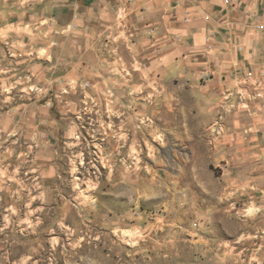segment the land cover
Instances as JSON below:
<instances>
[{"label":"rangeland","instance_id":"374dc122","mask_svg":"<svg viewBox=\"0 0 264 264\" xmlns=\"http://www.w3.org/2000/svg\"><path fill=\"white\" fill-rule=\"evenodd\" d=\"M8 2L0 264H264V74L222 94L210 124L177 82L165 107L131 70L43 89L8 50ZM37 94L46 113L26 106Z\"/></svg>","mask_w":264,"mask_h":264},{"label":"crops","instance_id":"0c3cea01","mask_svg":"<svg viewBox=\"0 0 264 264\" xmlns=\"http://www.w3.org/2000/svg\"><path fill=\"white\" fill-rule=\"evenodd\" d=\"M8 4L1 16L8 20L2 29L8 50L22 54L18 62L35 64L30 72L43 89L52 87L59 93L61 86H51L52 78L62 77L67 86L80 71L82 76L102 77L109 86L111 77H123L122 72L131 70L144 90L165 93V107L172 103L171 86L177 82L198 108L212 114L203 118L210 124L222 94L237 93L244 77L259 81L264 74V0H10ZM121 14L126 19L119 27ZM36 96L40 100L26 106L46 113L50 100L45 94ZM39 118L26 123L34 121L38 129Z\"/></svg>","mask_w":264,"mask_h":264},{"label":"built area","instance_id":"2783aa9c","mask_svg":"<svg viewBox=\"0 0 264 264\" xmlns=\"http://www.w3.org/2000/svg\"><path fill=\"white\" fill-rule=\"evenodd\" d=\"M90 86V83L89 82H87L85 85H84V87H86V88H88Z\"/></svg>","mask_w":264,"mask_h":264}]
</instances>
